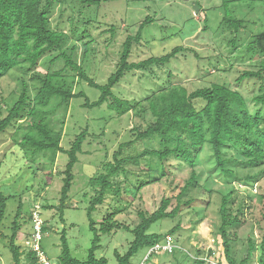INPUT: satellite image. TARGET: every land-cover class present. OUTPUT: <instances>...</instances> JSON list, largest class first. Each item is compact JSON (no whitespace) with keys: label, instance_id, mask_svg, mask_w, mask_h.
I'll return each mask as SVG.
<instances>
[{"label":"rangeland","instance_id":"374dc122","mask_svg":"<svg viewBox=\"0 0 264 264\" xmlns=\"http://www.w3.org/2000/svg\"><path fill=\"white\" fill-rule=\"evenodd\" d=\"M226 15L242 20V27L228 26L223 20ZM67 17L73 20V26L66 20ZM146 17L151 21L142 27L140 41L133 44L130 61L161 56L175 46L185 49L164 65L127 73L113 88L117 96L133 103L170 84H180L192 91L220 83L239 91L251 113H264V102L254 101V97L262 92L264 82L254 78L236 81L243 71H256L264 66V0H232L226 6L223 0H109L85 8L64 0L63 4L55 5L50 21L53 28L58 27L70 34L68 43L77 45L78 61L81 59L83 42L89 41V51L83 65L89 76L102 84L115 71L126 36L134 35ZM85 31L88 35L82 36ZM49 59L50 56L42 58L37 71L46 72L50 67ZM59 66L60 62L50 69ZM27 76L30 93L34 94L33 82ZM19 89L20 70L14 69L0 78V119L16 100ZM80 91L89 100H95L99 95L96 88L77 80L75 92ZM83 102V97L73 98L67 109L61 107L51 119L53 128L62 130L60 145L63 149L70 147L76 134L84 127L89 132L73 167L74 179L64 210V222L60 220L56 206L67 155L59 152L54 162L50 163L47 158L37 154L33 161L30 154L26 155L27 151L17 144L20 134L26 131L25 126L17 135L15 132L19 123L0 133V191L8 196L0 225V264H13L8 240L19 201L23 203V218L15 243L24 250L21 264H28L26 250L29 249L31 234L28 216L35 203L54 206L40 210L41 219L47 226L40 244L46 258L53 264L58 263L59 237L64 228L71 253L80 260L86 259L93 237L86 207L89 198L95 194L88 180L94 174L105 173L108 162L112 161V155L120 144L134 139L131 128L135 125L144 127L151 118L149 114L145 119L135 116L134 109L115 117L106 104L90 109L83 107ZM156 148L157 138L133 141L122 147L120 157H135L146 149ZM223 151V158L230 159L233 155L228 149ZM142 155L139 160L132 159L125 164V172L119 171L112 178V189L120 190L116 196L114 191L109 190L105 201L92 213L96 227L107 210L120 209L114 219L134 228L140 221L138 211L152 213L161 199L166 197L173 198L169 209L176 203L174 198L189 174L188 165L171 157L167 161L169 175L146 183V180L157 177L155 168L159 161L154 156ZM195 167L198 184H192L179 198L181 203L193 198L191 205H182L184 207L181 206L176 217L160 219L148 231L165 236L179 223V230L170 235L180 248L173 254L154 252L148 258L147 248H142L131 258L130 264H195V251L201 249L202 254L199 255L209 258V264H227L221 240L213 235L220 222L218 209L223 196L234 198L235 204L243 198L250 205L245 215L246 222L236 230L237 236L232 238L236 261L246 255L248 238L256 244L260 242L264 229V174L261 173L264 165L253 167L242 165L238 160L227 161L226 168L233 171V175H227L215 167L211 148L205 145L198 154ZM141 184L142 187L137 189ZM259 196H263V199ZM100 238L101 246L96 256H104L109 263L116 264L114 251L125 253L133 235L120 228L109 234H101ZM208 250L213 253L210 255ZM259 254L258 250L249 252L252 264H262L257 261ZM262 259L264 261V253Z\"/></svg>","mask_w":264,"mask_h":264},{"label":"trees","instance_id":"16d2710c","mask_svg":"<svg viewBox=\"0 0 264 264\" xmlns=\"http://www.w3.org/2000/svg\"><path fill=\"white\" fill-rule=\"evenodd\" d=\"M63 1L0 0V78L14 71V69L20 70L19 93L16 100L8 108L6 115L0 119V133L15 123H19L15 132V135H17L18 131L25 126L26 131L20 134L17 144L27 151L26 155L30 154L33 161L37 154L47 158L50 163L54 162L59 152L67 155L62 186L59 191V202L56 206L59 218L64 222V210L69 200V192L74 179L73 167L78 161L77 154L82 151V145L89 132L88 128L84 127L80 133L76 134L70 143V147L63 149L60 145L62 130L53 128L51 124L54 113L61 107L67 109L73 98L83 97V107L92 109L106 104L107 109L114 112L115 117L122 116L131 109H134L135 116L143 119L147 114L150 115L151 119L144 127L135 125L131 128L134 133V139L131 142L157 138L158 148L146 149L135 155V157H120L122 147L131 142L122 143L118 150L113 153L112 161L108 162L106 172L94 174L88 180V185L95 190V194L89 198L86 207L89 228L93 233L86 259L80 260L71 253L64 228L59 237L60 254L57 264H111L106 257L96 256V251L101 246L100 236L123 228L132 233L133 239L125 253L119 254L114 251V256L116 264H130L131 258L140 249L147 248L149 250L167 235L171 237V233L179 230L180 225L177 223L165 236L158 233H148L153 223L163 218L176 217L181 211L182 205L188 207L193 202V198H190L181 203L179 198L188 191L192 184H198V172L195 166L198 154L202 151L203 146L208 145L211 148L215 167L220 168L227 175H233V171L226 168L227 161L238 160L242 165L253 167L264 165V113H251L239 91L220 83H213L192 91H188L186 87L180 84H170L160 88L143 100L134 101L133 103L128 99L117 96L113 92V88L127 73L135 70H146L151 66L164 65L184 51L185 48L175 46L164 55L130 61L133 44L140 41L142 27L145 23L151 21L149 17H146L134 35L126 36L115 71L107 77L104 83L99 84L89 76L83 65L88 55L89 41L83 42L81 59L78 61L76 59L77 45L68 43L70 34L58 27L53 28L51 26L50 16L53 8L56 4H63ZM70 1L74 5L77 4V7L85 8L109 0ZM229 1L232 0H223L224 6ZM66 20H69L70 25L73 26L71 18L67 17ZM223 20L228 26L242 27V20L227 15L223 17ZM110 29L113 30V28ZM74 30L72 29V31ZM84 35H88L86 31L82 34V36ZM47 56H50V67L60 62L59 68L50 69L48 67L44 73L37 71L39 61ZM27 75L33 82L34 94L30 93L25 78L28 77ZM248 78L264 82V66L256 71H243L236 78V81L241 82ZM77 80L84 81L88 86L96 88L99 91L98 97L95 100H89L84 92H75ZM262 88V92L254 97L256 103L264 102V87L262 86ZM22 123L24 124L22 125ZM93 136L96 137L97 135L93 134ZM224 149H228L233 153L230 159L223 158ZM142 154L154 156L159 161L156 165L157 168H155L157 169V177L153 180H146V183L159 181L169 175L167 161L171 157L182 160L188 165L189 174L174 198L176 203L169 209L173 198L172 196L166 197L161 199L158 208L152 213L138 211L140 221L134 228H129L114 219L120 209L107 210L99 226L96 227L92 213L96 207L102 205L105 201L109 190L114 191L115 196L120 190L119 188L112 189L114 183L112 178L119 171L125 172V164H128L132 159L139 160L143 156ZM261 173L264 174V171ZM46 175L50 176L49 173ZM253 177H256V175ZM142 185L137 186V189H140ZM7 197L0 191V225L5 214ZM259 198L262 200L263 196H259ZM40 206V210L54 207L51 204ZM249 207L250 205L243 198L237 204H235L234 198L227 196L221 198L218 209L220 222L213 235L217 240L218 237L221 240L224 259L227 264H252V257L249 252L254 250L260 252L258 263L264 264L262 259L264 229L261 231L258 244L253 239L248 238L247 253L238 262L233 253L232 238L237 236L236 230L246 222L245 215ZM22 208L23 203L19 201L11 228L12 233L8 240L13 264H21L20 259L24 251L15 243L23 218ZM203 210L205 209L203 208ZM30 216L31 212L28 216L31 223ZM262 218L264 219V207ZM46 230V223L42 221V232L44 233ZM172 241L174 242L173 239ZM179 248V246H176L170 254H173ZM201 250L195 251L196 256L193 261L195 264H208L205 259L199 258L202 257L199 255L202 254ZM152 253L148 254L147 258ZM211 253L213 252L210 251L209 254L211 255ZM26 257L28 264H42L39 257L29 249L26 250Z\"/></svg>","mask_w":264,"mask_h":264},{"label":"built area","instance_id":"2783aa9c","mask_svg":"<svg viewBox=\"0 0 264 264\" xmlns=\"http://www.w3.org/2000/svg\"><path fill=\"white\" fill-rule=\"evenodd\" d=\"M40 204H35L31 211V234L30 240L28 241L29 250L33 251L37 257H39V261L42 264H53L51 263L44 255V252L41 248V240L43 237L42 232V220L40 218ZM176 247V244L172 241L170 236H166L162 241L156 243L153 247L148 250V254L152 252H168L171 253L173 249ZM213 250V249H212ZM147 254V255H148ZM206 260L209 264V258L207 257H199Z\"/></svg>","mask_w":264,"mask_h":264}]
</instances>
